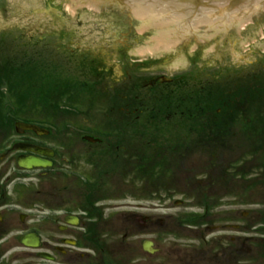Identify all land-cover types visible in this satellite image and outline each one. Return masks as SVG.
I'll list each match as a JSON object with an SVG mask.
<instances>
[{
  "label": "rangeland",
  "instance_id": "obj_1",
  "mask_svg": "<svg viewBox=\"0 0 264 264\" xmlns=\"http://www.w3.org/2000/svg\"><path fill=\"white\" fill-rule=\"evenodd\" d=\"M73 33L70 30V42H66L67 30L25 43L23 27L0 30V69L13 71L10 81L0 85L3 88L0 141L22 122L40 123L54 135H104L108 143H120L122 138L108 140L106 136L130 138V134L138 132L140 136L134 141L131 136L130 140L136 145L132 144L136 154L145 160L147 146L154 147V143H146L149 137L158 143L163 141L166 150H177L181 141L186 145L185 151L175 157L171 173L164 175L161 167L155 168V184L173 182L175 190L154 189L149 203L146 175L137 172L136 199L121 201L122 208L127 216L135 210L138 218L151 213L155 227L149 235L138 224L135 236L121 240L122 243L133 242L138 258L144 259L142 242H154L160 253L152 257L153 264H264V248L256 246L260 234L256 231L245 234L248 224L260 223L259 216L254 217L253 213H264V60L238 66L224 63L197 67L199 59H192L186 71L170 76L172 82H158L165 77V67L142 68L174 60L176 53L148 60L121 59V64L113 62L118 70H100L102 62L96 64L91 50L82 53V47H71ZM29 54L40 55L41 64H26L20 70L19 65ZM5 59L13 61L11 68L6 66ZM23 80L31 86L30 90L22 89ZM237 96L244 101H238ZM166 101L168 105L163 104ZM209 101L212 105L199 114L202 105ZM218 103L225 104L229 112L240 109L245 115L238 113L239 120L230 123L229 116L223 115V108L213 112V106ZM217 114H221L220 122H216L224 128L221 131L224 142L216 143L208 124ZM151 115L157 119L153 120ZM142 117L151 121L147 123ZM118 118L139 119L136 123L128 122L122 133L119 127L115 131L116 126H112ZM201 130L205 131L202 136ZM251 183H257L258 188H247ZM23 184L27 186L23 206L15 202L19 196L12 193L14 183L8 189L9 202L11 208H17L21 214L31 213L32 217L23 228L19 215H11V237L21 230L36 228L46 239L51 225L48 220L37 223V218L42 212L46 216L52 209L50 178L28 179ZM39 189L41 194L37 192ZM169 193L170 196H165ZM110 204L118 207L113 201ZM247 212L251 216L247 217ZM204 214L208 221L203 226L205 222L198 223L196 219ZM120 218L114 217L116 221L110 223L116 225V230H121L124 218ZM181 219L187 226L179 224ZM245 237L255 241L249 253L243 248ZM0 260V264L41 262L26 250L0 254Z\"/></svg>",
  "mask_w": 264,
  "mask_h": 264
},
{
  "label": "flooded vegetation",
  "instance_id": "obj_2",
  "mask_svg": "<svg viewBox=\"0 0 264 264\" xmlns=\"http://www.w3.org/2000/svg\"><path fill=\"white\" fill-rule=\"evenodd\" d=\"M39 57L40 55L37 54H29L27 59L19 65L20 70L26 64L29 66L41 64ZM5 62L6 66L10 68L13 61L5 59ZM12 74L13 71L0 69V85L8 80L10 81ZM20 83L22 89L30 90L31 86L25 80ZM2 91L3 88L0 86V92ZM237 97L238 101H244V99L239 100L241 96ZM126 102L129 103L127 100ZM245 104L244 102L241 105ZM48 106H53V104H48ZM237 110L240 109L230 110V123L239 120V118L234 117V113L245 115L242 110L239 112ZM138 119L120 118L114 121L118 123L117 126L124 133L126 130L125 125L134 120L136 123ZM86 121L89 122L90 119ZM150 121L147 120V123ZM28 124L37 125V123ZM131 136V140L134 141L137 139V132L130 134V138ZM112 137L122 138V142L108 143L104 135L97 136L90 133L54 135L50 132L48 135H36L32 131H23L22 133L17 132V134L3 136L0 141V254H19L24 253L26 250L30 251V255L34 254L40 258L41 253H46L49 259L40 258L41 262H44H40V264H153L152 257L160 253L154 242L149 240L142 242L141 249L145 254L144 259L138 258L133 242L127 243L135 236L138 224L145 227V231L149 235L152 234L155 227L153 215L149 213L138 218L134 210L127 216V213L123 211L121 201H125L127 198L136 199L138 192L137 172L146 175L145 187L148 190L149 203H152L154 189L165 190L169 188L175 190L173 182L158 181L155 184V170L161 167L163 174L165 173L164 175L171 173L170 171L173 169V166L171 167L172 162H176L174 160L176 156H182L181 154L185 151L186 145L179 141L177 150L163 148L155 154L150 150L145 160L144 156L139 157L136 154V150H134L136 145L132 143L133 141L130 140L129 136H106L108 140ZM182 140L185 139L182 138ZM48 141H51V143H48ZM17 144L29 148L37 146L49 149L52 154L41 156L29 151H17L14 150ZM81 147L82 151L80 150ZM21 156L41 157L49 160L52 166L32 171L24 170L18 166V158ZM47 178H50V194L53 205H51L50 213L46 216L42 212V215L37 218V223L48 220L51 225L50 235L48 238L43 239L42 235L35 230L36 228H32L21 230L15 237H11L13 233L9 224V221L12 220L11 215H19L23 228L26 221L32 216L29 215L31 213L28 215L21 214L17 211V208H11L13 205L9 202V187L12 183L15 184L12 187V193L16 192L19 196L15 198V202L23 206V199L27 190V186L23 183L28 179L39 181ZM256 186H258L257 183H251V185H247V188H258ZM37 192L41 194L40 189ZM165 196H170V193L165 194ZM112 201L118 207H110ZM131 206L132 203L129 204V207ZM148 210L152 212V207H149ZM206 215L205 217L199 216V219L203 217L205 222L203 226L208 221ZM245 215L249 217L251 213L247 212ZM253 215L254 217L259 216L258 221L260 223L257 225L258 227L253 223L248 224L245 234L250 231L258 232L261 239H257V241L259 240L256 243L257 249H259V246L264 248V213L261 215L257 212ZM119 216L121 220L124 218V221L121 230H116V225L110 223L116 221L114 217L118 218ZM183 221L181 219L179 224L184 227L187 226ZM198 223L196 224L198 225ZM197 225H195V228L198 227ZM236 228L238 229V227ZM211 233L213 234V226ZM29 234L39 236L40 244L38 247L35 248L22 243V237ZM125 239L127 241L122 243L121 240ZM245 241L246 244L243 245V248L249 253L252 243L255 241L251 237H245ZM210 256L211 261H213V255L210 254Z\"/></svg>",
  "mask_w": 264,
  "mask_h": 264
},
{
  "label": "water",
  "instance_id": "obj_3",
  "mask_svg": "<svg viewBox=\"0 0 264 264\" xmlns=\"http://www.w3.org/2000/svg\"><path fill=\"white\" fill-rule=\"evenodd\" d=\"M56 9L54 24L43 9ZM61 21V20H60ZM23 27L25 43L74 30L72 46L91 50L100 70H118L121 59L148 60L176 53L174 60L142 68L165 67L158 82L197 67L229 63L235 66L264 60V0H0V30ZM22 44V43H20ZM36 134L47 131L21 124ZM42 156L48 149L16 147ZM21 168H46L51 162L33 156L18 160ZM35 235L22 242L38 246ZM46 256V255H43Z\"/></svg>",
  "mask_w": 264,
  "mask_h": 264
},
{
  "label": "trees",
  "instance_id": "obj_4",
  "mask_svg": "<svg viewBox=\"0 0 264 264\" xmlns=\"http://www.w3.org/2000/svg\"><path fill=\"white\" fill-rule=\"evenodd\" d=\"M211 101V100H210ZM206 102V103H204V105H202L203 106V109H199V111L200 112H198L199 114L202 112L201 110H204L205 108H209V106L210 105H212L211 104V102ZM164 105H168L169 104V102H165V103H163ZM219 104V105H218ZM218 104H216V107H214L213 106V112H217V111H219V110H221L222 108L224 109V114L223 115H225V116H229L230 115V113H229V109L228 108H226L222 103H218ZM205 106V107H204ZM222 106V107H221ZM217 108V109H216ZM214 109H216L215 111H214ZM150 115V114H149ZM220 116H221V114H219V116H218V114L214 117L213 116V118L212 117H210V119L212 118V120L210 121V124H208V128L209 129H211L210 130V132H211V134H213V141H215L216 140V142H223V141H221V138H222V134H221V131H222V129L224 130V128L223 127H220L219 125H217V123L218 122H216V120H218L219 122H220ZM151 117H152V119L153 120H155V119H157L156 117L154 118V116H152L151 115ZM230 117H231V115H230ZM229 117V118H230ZM234 117H236V113H235V115H234ZM142 118H146V122H147V119L148 120H151L150 118H147V117H142ZM217 118V119H216ZM214 121V122H213ZM160 122V121H159ZM213 124H215V125H213ZM221 124V123H220ZM222 125V124H221ZM162 127L164 128V123L162 124ZM219 127H220V129H219ZM153 129H154V127H153ZM155 130V129H154ZM153 130V131H154ZM151 132V131H150ZM156 132V131H155ZM162 133L164 134L165 133V131L164 130H162ZM205 133V131H203V130H201L200 132H199V135L200 136H202L203 134ZM138 135L140 136V134L138 133ZM144 136L145 137H147V136H149L148 135V131H146V132H144ZM149 140L146 142V143H148V144H151V142L152 143H154V147H152L151 149H149L150 147H148L147 146V148H148V150H147V152H150V150H152V152L155 154L156 152H158V151H160L161 149H163V148H165V146L166 145H163L162 143V141H160L159 143H158V141H153L152 140V138L151 137H149L148 138ZM162 142V143H161ZM176 148V147H175ZM169 149H171V148H169ZM202 220H203V217H201L200 219H196V221H198V222H202ZM187 222H189V219H187ZM192 222V221H191Z\"/></svg>",
  "mask_w": 264,
  "mask_h": 264
}]
</instances>
